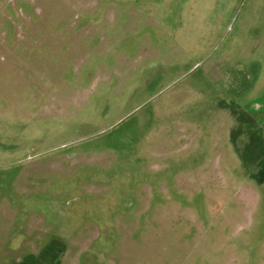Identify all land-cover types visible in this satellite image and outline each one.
Segmentation results:
<instances>
[{
    "label": "rangeland",
    "instance_id": "1",
    "mask_svg": "<svg viewBox=\"0 0 264 264\" xmlns=\"http://www.w3.org/2000/svg\"><path fill=\"white\" fill-rule=\"evenodd\" d=\"M0 264H264V0H0Z\"/></svg>",
    "mask_w": 264,
    "mask_h": 264
}]
</instances>
